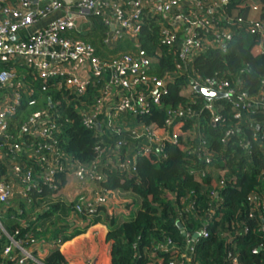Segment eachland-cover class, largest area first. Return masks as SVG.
I'll use <instances>...</instances> for the list:
<instances>
[{"label": "built area", "instance_id": "2783aa9c", "mask_svg": "<svg viewBox=\"0 0 264 264\" xmlns=\"http://www.w3.org/2000/svg\"><path fill=\"white\" fill-rule=\"evenodd\" d=\"M229 2L134 0L127 6L123 0H0V240L7 239L1 254L3 264H47L38 252L46 245L45 240L31 231L22 233L21 227L27 225L24 214L35 215L49 208L50 199L62 186L61 174H73L82 190L88 184L102 187L106 167L133 170L138 157L149 151L166 157L164 143L178 142V133L173 130L184 119L191 120V130L197 134V146L187 151L196 152L203 159L204 174L210 172L212 154L204 146L206 140L201 138L200 117L206 110L211 123L217 125L222 119L223 104L205 99L197 87L225 93L226 97L220 99L227 100L235 112L239 123L226 131L224 143L242 125L256 123L250 110H264V80L259 94L251 95L241 88V76L235 82L217 73L202 76L194 67L196 57L202 52L214 49L227 52L233 32L226 21L246 27L252 34H264V20L229 14L225 9ZM251 7L254 11L260 10L258 3ZM91 16L99 17L106 27L101 50L116 51L126 42L135 48L100 56L96 46L78 33L80 27L84 28L79 19L88 23ZM150 21L159 26L160 44L175 52V68L163 75L154 68L157 57L139 42L143 26ZM20 67L27 73L21 72ZM28 76L35 85L36 79L44 84L50 81L49 86L61 92L63 99L66 96L80 99L82 123L99 138L95 146L97 155L91 163L79 160L62 146L64 128L56 109L62 101L49 99L47 106L21 119L23 105H37L42 96L28 82ZM183 76L188 80L181 94L189 97V105H166L164 95L168 84ZM90 87H95V93L86 103L83 98L87 97ZM44 90L49 91L45 87ZM155 108H164L167 114L166 129L161 132L154 131L141 119ZM121 115L132 118L135 125L123 128L118 124ZM103 122L113 135L111 145H107ZM241 141L247 148L250 146L249 138ZM131 143L137 145L133 159L129 158L128 151ZM102 190L93 201H88L83 192L73 206L75 212H97L100 204L107 203ZM251 202L264 214V195L259 201L253 198ZM179 209L180 215L195 212V203H185ZM210 210L209 218H212L216 209ZM3 214L19 222L20 227L13 233L2 221ZM204 227L197 233L208 235ZM195 246V236L187 232L183 245L169 241L160 249L174 253L166 264H195ZM229 255L230 264H243L237 251Z\"/></svg>", "mask_w": 264, "mask_h": 264}, {"label": "trees", "instance_id": "16d2710c", "mask_svg": "<svg viewBox=\"0 0 264 264\" xmlns=\"http://www.w3.org/2000/svg\"><path fill=\"white\" fill-rule=\"evenodd\" d=\"M259 4L260 10L256 16L252 15L251 5L244 0H232L225 9L229 14L236 12L237 17L264 20V0H259ZM91 19L103 38L106 30L103 21L94 16ZM225 24L233 32L227 52L215 49L202 52L196 57L194 67L202 76L217 73L234 82L241 76V88L248 90L251 95H257L264 80V34H252L238 23L226 21ZM158 32L159 26L155 21H150L143 26L139 42L151 55L157 57L154 68L156 73L163 75L165 71L175 68V52L160 44ZM95 36L97 34L92 37L83 35L96 46L100 56H105L95 43ZM129 45L132 44L121 43L116 52ZM158 52L160 55L157 56ZM243 69L246 71L242 72ZM187 80L183 76L168 84V91L164 95L166 105H189V97L181 94L182 86ZM36 81L37 91H42L38 95L43 96L34 106H47L49 99L53 102L62 101L56 106L64 128L62 146L79 160L91 163L97 155L95 146L99 143V138L94 130L86 128L82 123L80 99L74 96L63 99L61 92L49 86L50 81L46 84L41 80ZM44 87L49 91H45ZM44 93L46 95L43 99ZM94 93L95 87H90L87 97L83 98L86 103L90 102ZM197 95L201 97L199 93ZM217 101L223 104L222 119L217 125L211 123L210 114L206 110L201 112L200 117L201 138L206 140L204 146L212 154L210 172L204 174L206 167L203 159L196 152L187 151V148L194 149L197 146V134L191 130L190 119H184L175 126L173 131L178 133V142L164 143L166 157L149 151L138 157L133 170L104 168L106 177L102 182V191L112 216L108 217L109 231L102 235V242L106 245L111 264H166L174 253L160 249L161 246L169 241L177 246L183 245L187 232L196 238L193 254L195 264H230L229 254L232 251L238 252L243 264H264V214L256 207L255 202H251L253 198L259 201L264 195V110L251 109L250 116L256 123L242 125L224 143L222 139L226 131L235 128L239 121L227 100ZM22 111L21 119L30 114L27 104L23 105ZM166 117L164 108H155L150 115L141 119L154 131L161 132L166 129ZM244 137L251 140L248 148L241 141ZM61 178L62 186L58 193L67 185L69 174H61ZM223 180L226 183H222ZM77 182L76 178L70 191L74 197L87 192V200L93 201L97 196L94 186L88 184L82 190ZM118 188L134 192L139 199H119L115 195ZM185 203H195V212H182L180 215L178 210ZM72 204L73 201L69 206L52 203L44 212L24 214L23 219L29 220L30 224L27 222L26 226L21 227L22 233L31 231L36 237H44L49 242L60 240V243H64L73 238L81 231L71 235L64 234V229L72 228L70 222H67ZM135 204H139L135 216L119 224L116 215L119 212L130 213ZM106 207L105 204H100L97 212L83 214L84 219H92V223L98 222L101 218L99 213L105 212ZM212 208L216 209V214L209 218ZM203 226L208 235H197ZM6 227L13 233L20 224L9 217ZM6 243V238L0 240V264L4 262L1 254ZM255 249L258 251L255 252ZM45 251L42 256L47 264H69L58 244ZM158 257L160 259L157 261ZM102 258L103 256L94 264H107Z\"/></svg>", "mask_w": 264, "mask_h": 264}, {"label": "crops", "instance_id": "0c3cea01", "mask_svg": "<svg viewBox=\"0 0 264 264\" xmlns=\"http://www.w3.org/2000/svg\"><path fill=\"white\" fill-rule=\"evenodd\" d=\"M123 1L125 5L130 6L132 5L134 0H123ZM231 1L232 0H230V2ZM244 2L250 4L251 6L255 3L259 4V0H244ZM221 12H223V9L221 10ZM257 13H259V11H254L252 9L253 16H256ZM233 14H236V12ZM79 21L80 23H83V25H86L84 23L85 22L84 20L79 19ZM126 45L127 44H125L124 46L126 47ZM118 124L125 129H129V127L135 125L132 118H128L127 116L124 115H121L119 117ZM101 126L104 131V136L108 141L107 145H111L113 141V135L111 134V130L107 127V125L104 122L101 124ZM136 147L137 145H134L133 143H131V145L129 144L128 151L130 152L129 154L130 159H133L132 155H134ZM75 181H76V177L73 174H69L67 185L64 187V189H62L61 192L53 195V199H50L51 203L54 202V203H59L60 205L69 206L73 201V203L75 204L78 201L79 197H74V195L70 192L71 189L73 188V185L75 184ZM93 186L95 188L94 193L96 192L97 195L100 194L102 188L101 185L95 184ZM131 193L134 194V192L132 191H126L119 188L115 190V195L119 199L130 198L129 194ZM85 196L88 197L87 192L85 193ZM74 204H72V207ZM105 205L107 206L105 209L106 211L105 212L102 211L99 213L101 215L100 216L101 218L96 223H92L91 221L92 219L89 218L84 219L85 215L75 212V210L72 207H70L69 208L70 211H68L69 213L68 217L73 218L74 221L72 220L69 221L72 228L64 229V234L71 235L76 231H81V232L76 236H74L73 238L65 241L64 243H60V240L57 242L55 241L49 242L46 240V238L42 237V239L46 241L47 245H45L44 247H40L38 252L41 255H43L42 252L45 251L46 248L48 247L52 248L58 244L69 264H88L89 262L93 263L102 256H103L102 258L103 262H106L107 264H111L108 253H106L107 250L106 245L104 242H102V237H103L102 235L106 234L109 231L108 217L112 216V212L109 209L110 207H108V203H105ZM131 214H132V210L130 213L119 212L116 215L117 222L119 224L123 223L124 221L129 219L127 217L130 216ZM28 222L30 224V221Z\"/></svg>", "mask_w": 264, "mask_h": 264}, {"label": "rangeland", "instance_id": "374dc122", "mask_svg": "<svg viewBox=\"0 0 264 264\" xmlns=\"http://www.w3.org/2000/svg\"><path fill=\"white\" fill-rule=\"evenodd\" d=\"M86 25H84V28H82V27H80L79 29H80V32H78V33H80L79 35L80 36H85V37H92L94 34H97V36H95V38H94V41H95V43L97 44V46L101 49L102 48V37H101V32H100V30L97 28V27H95V25H94V23H93V20L92 19H90V20H88V23L86 22L85 23ZM88 29V30H86V29ZM95 31H97V33H95ZM88 33H90V34H88ZM88 34V35H87ZM73 35H75V33L73 32ZM78 35V34H77ZM90 35H92V36H90ZM86 39V38H85ZM135 47H134V45H129V46H127V48H121V49H119L118 51H124L125 49H134ZM105 51H103V50H101V52L106 56V55H109V54H114L116 51H110L109 49H104ZM117 51V52H118ZM20 70H21V72H23L24 74H26L27 73V70L25 69V68H22V67H20ZM27 79H28V82L30 83V84H33L34 86H35V89L37 90V88H36V85L34 84V81L31 79V77H27ZM37 80H40V79H37ZM35 82H38V81H36L35 80ZM40 92H42V91H39V93ZM45 93H44V97H43V99L45 98ZM43 96V95H42ZM38 109V107H36V106H29L28 107V110H29V113H32V112H34L35 110H37ZM129 197L130 198H132V199H134V200H137V199H139V196L138 195H136V194H133V193H131V194H129ZM52 203H50V205H51ZM53 204H54V202H53ZM49 205V206H50ZM73 208V207H72ZM74 209V208H73ZM138 209H139V204H135L134 205V207L132 208V214L130 215V216H128L127 218H132L133 216H135V214H136V212L138 211ZM29 212V211H28ZM30 213V212H29ZM68 214V213H67ZM69 216V215H68ZM1 219H2V221L4 222V224H5V226H6V224H7V219H8V216L5 214H3V215H1ZM74 221V219L73 218H71V217H67V222H69V221ZM15 221V220H14ZM26 221L28 222L29 220H27L26 219Z\"/></svg>", "mask_w": 264, "mask_h": 264}, {"label": "water", "instance_id": "95a60500", "mask_svg": "<svg viewBox=\"0 0 264 264\" xmlns=\"http://www.w3.org/2000/svg\"><path fill=\"white\" fill-rule=\"evenodd\" d=\"M197 91L207 100H218L220 98L226 97L225 93H221L215 90L205 89L201 86L197 87ZM197 235L199 233H196Z\"/></svg>", "mask_w": 264, "mask_h": 264}]
</instances>
